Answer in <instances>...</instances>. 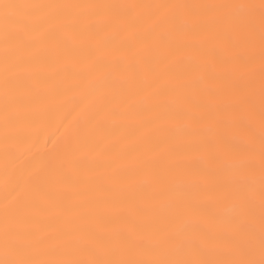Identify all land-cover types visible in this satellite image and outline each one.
Wrapping results in <instances>:
<instances>
[{"label": "snow or ice", "instance_id": "1", "mask_svg": "<svg viewBox=\"0 0 264 264\" xmlns=\"http://www.w3.org/2000/svg\"><path fill=\"white\" fill-rule=\"evenodd\" d=\"M0 156V264H264V0H0Z\"/></svg>", "mask_w": 264, "mask_h": 264}, {"label": "bare ground", "instance_id": "2", "mask_svg": "<svg viewBox=\"0 0 264 264\" xmlns=\"http://www.w3.org/2000/svg\"><path fill=\"white\" fill-rule=\"evenodd\" d=\"M34 2H42V0H34ZM60 2H66V0H60ZM104 2H137V3H155L162 2V0H104ZM72 104H66L56 110L50 112L48 116L43 121L44 134L40 137L36 148L41 151L44 149V145L46 141H49V137H51V141L48 142L47 147L51 149L53 147V142L61 143L63 140L62 133L66 134V127L61 126V121L63 120L64 125H68L69 121L75 123L73 119L76 116L75 112H72L71 115L67 116L65 120L64 117L67 115L69 111H71ZM36 149H33L35 151ZM23 159V157H22ZM5 198V186H4V172H3V160L2 156H0V208L3 207Z\"/></svg>", "mask_w": 264, "mask_h": 264}]
</instances>
